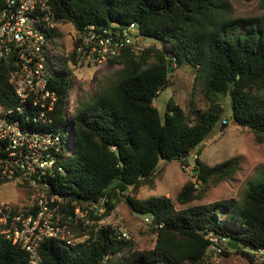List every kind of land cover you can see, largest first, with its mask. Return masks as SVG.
<instances>
[{
    "label": "trees",
    "instance_id": "obj_1",
    "mask_svg": "<svg viewBox=\"0 0 264 264\" xmlns=\"http://www.w3.org/2000/svg\"><path fill=\"white\" fill-rule=\"evenodd\" d=\"M48 2L55 20L48 38L53 45L50 87L59 96L70 93L73 97L69 112L65 101L57 100L53 111L46 114L51 119L49 126L41 130L40 123H35L36 131L59 133L61 144L57 150H47L53 166L43 175L29 176L48 200L57 197L49 206L57 205L59 226L87 232L73 245L59 237L44 238L37 246L35 264H212L211 251L238 253L248 264H255L251 251L264 249V172L247 184L238 199L188 203L204 198L207 188L231 179L239 167L237 157L215 165L198 157L200 145L220 126L229 122L248 129L255 142L264 143V18L234 16L228 0ZM258 2L264 9V0ZM66 23L77 30L93 24L115 25L120 31L133 24L137 36L158 46L136 50L134 41L125 45L108 61L120 67L97 80L89 92L78 78V71L88 69L75 66V50L67 54L62 50L59 27ZM54 61L64 68L55 69ZM168 64L172 70L189 66L194 86L202 81L209 100L205 110L190 116L172 97L163 114L154 105L160 90L170 84ZM12 92L10 69L0 62V109L13 103ZM192 153L195 179H188L176 195V203L187 206L176 208L165 196H136L141 187L155 186L161 165L176 160L187 166ZM7 181L0 178V185ZM119 202L150 218L155 234L152 248L137 249L117 229L98 224ZM76 207L86 210V216L75 217ZM17 210L12 205L2 207L0 215L8 216L0 230L10 226ZM29 212L36 208L23 213ZM208 232L228 238L227 244L236 240V247L226 245L219 252L210 249ZM0 264H31L29 253L1 232Z\"/></svg>",
    "mask_w": 264,
    "mask_h": 264
},
{
    "label": "built area",
    "instance_id": "obj_2",
    "mask_svg": "<svg viewBox=\"0 0 264 264\" xmlns=\"http://www.w3.org/2000/svg\"><path fill=\"white\" fill-rule=\"evenodd\" d=\"M54 26V14L48 0H3L0 7V62L10 69L13 103L0 109V178L8 183L23 180L38 185L29 175L45 174L54 162L48 148L57 150L61 144L59 133L35 130V123H40L37 127L41 129L51 122L46 114L53 111L59 98L65 101L66 111L72 104L70 93L59 96L49 83L53 45L48 38ZM133 28V24L122 31L115 25L111 28L89 24L80 30L72 27L71 49L76 54L75 66L90 71L92 66L98 69L107 64L125 45L133 42ZM55 198L53 195L48 200L42 194L30 206L35 207L36 212L25 215L23 212L29 208L18 209L10 226L0 230L29 253L31 264L37 262V246L44 238L54 236L64 240L66 245L76 243L68 236L69 230L65 226H57V205L49 206ZM2 207L11 208L2 202L0 212ZM86 213V210L74 209L75 217L86 216ZM54 215L56 221L52 220ZM7 216L0 215V224L7 223ZM118 232L123 238L129 237L122 226L118 227ZM207 238L212 250L219 252L228 245V238L212 232H208ZM251 253L255 264L264 263V249Z\"/></svg>",
    "mask_w": 264,
    "mask_h": 264
},
{
    "label": "rangeland",
    "instance_id": "obj_3",
    "mask_svg": "<svg viewBox=\"0 0 264 264\" xmlns=\"http://www.w3.org/2000/svg\"><path fill=\"white\" fill-rule=\"evenodd\" d=\"M228 1L234 16L264 18V9L260 8L258 0ZM59 30L62 50L64 54H67L72 50V26L66 23L61 25ZM132 31L134 47L135 49L138 48L136 50L146 47L157 48L158 44L156 42L137 36L134 28ZM53 64L57 70L64 68L58 61H54ZM95 67L92 66L89 71V77L87 76L88 70H84L85 72L78 71V74L81 75L78 78H82L80 85L89 92H93L97 80H100L103 76H110L113 70L119 68L120 65L107 63L101 65L98 69ZM170 75V84L162 88L154 99V105L162 114L170 97L173 98L174 103L190 114V116H193L194 112L205 110L209 106V100L202 90V81L200 80L195 86L193 85L194 74L189 66L177 67L175 70L171 69ZM72 97L70 95V99ZM223 103L225 105L227 101ZM66 112H69V110ZM218 126H216V129ZM200 146L202 149L198 157L204 163L215 165L225 159L237 157L239 167L231 179L221 181L217 185L207 188L204 198L200 200L194 199L188 204L210 203L230 198L238 199L243 194L247 184L258 179L264 172V143L255 142L253 133L248 129L233 126L228 122L224 127L220 126ZM193 156L194 153L189 157L188 165L184 167L176 160L161 165L156 175L155 186L153 188L148 186L141 187L136 196L140 199L152 196H165L175 203L176 208L187 206L188 204L180 205L176 203V195L188 179H195L191 175ZM42 194L45 195L43 189L29 181L24 183L23 180H17L4 183L0 185V204L5 202L18 209L30 208L31 204L41 198ZM100 212L103 211L101 210ZM98 224L109 225L115 230H118L119 226L124 227L129 235L128 240H132L136 244L137 249H150L153 246L155 234L151 231L150 218L131 212L123 202L117 203L108 215L99 220ZM57 226H59V223ZM68 230V236L73 238L75 242H80L86 237L85 233L80 235L83 232H87L85 230H72L70 228ZM208 258L212 264H248V260L238 253L220 255L211 251Z\"/></svg>",
    "mask_w": 264,
    "mask_h": 264
},
{
    "label": "water",
    "instance_id": "obj_4",
    "mask_svg": "<svg viewBox=\"0 0 264 264\" xmlns=\"http://www.w3.org/2000/svg\"><path fill=\"white\" fill-rule=\"evenodd\" d=\"M168 72L171 73V65H170V64H168ZM118 181H119L118 178L115 179V180H113V181L107 186V188L114 186ZM236 244H237L236 240H230L229 243H228V246H229L231 249H233V248L236 247Z\"/></svg>",
    "mask_w": 264,
    "mask_h": 264
}]
</instances>
